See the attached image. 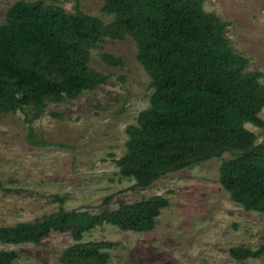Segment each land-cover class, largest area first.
<instances>
[{"label":"trees","instance_id":"1","mask_svg":"<svg viewBox=\"0 0 264 264\" xmlns=\"http://www.w3.org/2000/svg\"><path fill=\"white\" fill-rule=\"evenodd\" d=\"M101 11L112 20L43 0H17L8 8L0 24V114L29 108L34 119L47 101L73 99L103 83L106 76L89 67L90 48L104 38L129 35L153 91L149 106L125 129V152L115 160L119 172L147 186L167 171L230 151L219 167L220 183L232 200L264 214V140L256 142L245 127L264 126V83L262 73L248 70V59L232 48L227 23L206 11L203 0H103ZM101 59L121 63L108 53ZM167 204L155 194L98 213L60 208L0 226V242L38 243L69 230L75 242L62 251L61 264H104L113 243L81 241L83 232L103 223L148 231ZM229 252L236 259L260 257L264 245ZM15 257L14 250H0V264H12Z\"/></svg>","mask_w":264,"mask_h":264},{"label":"rangeland","instance_id":"2","mask_svg":"<svg viewBox=\"0 0 264 264\" xmlns=\"http://www.w3.org/2000/svg\"><path fill=\"white\" fill-rule=\"evenodd\" d=\"M15 1L0 0V24ZM43 1L112 20L101 11L103 0ZM203 8L227 23L232 48L248 59V70L262 73L264 83V0H203ZM136 52L129 35L104 38L90 48L88 62L106 76L103 83L73 99L47 101L34 119L29 108L0 114V226L60 208L98 213L159 194L168 204L151 230L103 223L83 232L80 240L111 241L104 264H264V255L236 259L229 252L235 246L257 250L264 245V214L232 200L220 183V164L232 152L167 171L147 186H137L119 172L115 160L125 152V129L149 106L153 91ZM102 53L121 63L104 62ZM259 116L264 121V106ZM245 127L256 134V142L264 140V126ZM73 242L67 230L38 243L0 242V250L15 251L12 264H61L62 251Z\"/></svg>","mask_w":264,"mask_h":264}]
</instances>
